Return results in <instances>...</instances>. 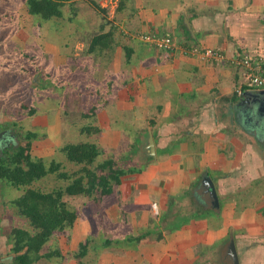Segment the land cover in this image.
Listing matches in <instances>:
<instances>
[{
  "label": "crops",
  "instance_id": "0c3cea01",
  "mask_svg": "<svg viewBox=\"0 0 264 264\" xmlns=\"http://www.w3.org/2000/svg\"><path fill=\"white\" fill-rule=\"evenodd\" d=\"M60 9L89 18L85 35L62 48L69 65L89 56L105 71L97 85L113 148L137 139L134 155L151 157L77 218L71 250L98 224L109 237H143L104 249L95 264H264V101H252L242 69L158 51L136 36L260 58L264 77V0H68ZM53 18L40 19L42 32ZM98 35L100 48L74 54Z\"/></svg>",
  "mask_w": 264,
  "mask_h": 264
},
{
  "label": "rangeland",
  "instance_id": "374dc122",
  "mask_svg": "<svg viewBox=\"0 0 264 264\" xmlns=\"http://www.w3.org/2000/svg\"><path fill=\"white\" fill-rule=\"evenodd\" d=\"M69 9L63 11L62 17L53 18L50 23L45 24L47 28L42 32L41 30L44 29L40 26L44 23L41 25L39 18L27 12L26 0H0V134L6 131L7 136L11 137L10 141L13 142L14 136H17L18 142L24 145L26 132H34L35 137L31 139V154L48 160L56 155L57 148L66 143L94 141L106 148V151L114 149L116 143L114 137L105 134V128L111 126L109 124L111 118H108L111 110L108 107H101L102 100L99 99L100 85L97 84L105 71L99 67L100 63L94 64V60L91 61L89 56L81 59L84 54L79 62H73L74 66L69 65L72 61L67 60V57L71 52L68 50L67 53L62 48L64 40L68 41L67 48H70L74 38H77V35L82 38L87 31V28L82 26L84 20L89 19L86 12L80 15L79 12H74L78 16L76 18ZM56 40L61 42L57 43ZM70 43L72 44L69 45ZM54 47L58 52L56 49L50 50ZM88 47L82 43L74 54L87 52ZM91 55L94 56L95 52ZM242 75V81L245 83V75ZM93 107L95 110L91 112ZM29 109H33V114L29 115ZM84 126L98 128L99 132L84 133L81 131ZM117 127L124 128L120 123ZM127 142L126 138L121 139L118 144L119 152L123 153V156L130 155L129 164L139 163L141 158L137 154L127 152L129 150V142ZM57 156L60 158V155ZM207 179L209 180L208 174H204L202 180ZM49 184L50 182L47 183ZM18 193L13 188L0 183V247L5 245L13 227L25 226V222L17 217L15 210L8 205L10 199ZM71 203L79 216L83 215V217H85L84 212L87 213L89 210L88 207L93 208V204L86 203L83 197L73 198ZM94 205L100 207L98 203ZM92 225L97 230V226ZM101 232L104 237H109L111 233L109 229ZM80 238L82 237L78 239ZM85 238L83 237L79 242H84ZM121 241L125 245L126 241L123 239ZM94 244L96 251L101 250L100 237L94 241ZM48 247L60 248L65 258L76 249L75 247L71 250L65 236L51 239L46 250ZM0 259L4 264L10 262H5L9 258L4 255ZM70 260L59 258L53 260V263H77L74 259Z\"/></svg>",
  "mask_w": 264,
  "mask_h": 264
},
{
  "label": "trees",
  "instance_id": "16d2710c",
  "mask_svg": "<svg viewBox=\"0 0 264 264\" xmlns=\"http://www.w3.org/2000/svg\"><path fill=\"white\" fill-rule=\"evenodd\" d=\"M64 1L68 0H26V8L30 15L47 21L52 17H62L60 6ZM102 39V35L93 37L89 52L100 48ZM94 110L91 108V112ZM33 112L29 109V115ZM81 131L98 133L99 129L84 126ZM6 134L5 131L4 136ZM34 137V132H26L24 145L18 142L17 136H14V142L0 141V183L19 192L8 205L25 222L24 227L12 228L0 249V258L6 256L10 259L9 264H54L53 260L59 258L74 259L76 264H95L104 249L122 244V239L136 247L143 236L128 234L121 240V237H104L96 223L97 231L94 229L95 232L88 234L84 242H79L68 257L65 258L58 247L46 250L51 239L65 236L69 243L72 227L79 217L71 203L73 198L83 197L93 206L101 204L103 198L113 194V186L120 183L122 176L140 173L151 157L144 155L139 165H131L128 162L130 155L123 156L119 152L120 147L108 150V153L94 141H81L57 148L59 154L55 152L56 155L48 160L32 156L31 139ZM137 145L138 140H132L127 152L134 155ZM98 237L102 247L96 251L94 241ZM91 255L90 260H84ZM0 264H4L1 259Z\"/></svg>",
  "mask_w": 264,
  "mask_h": 264
},
{
  "label": "built area",
  "instance_id": "2783aa9c",
  "mask_svg": "<svg viewBox=\"0 0 264 264\" xmlns=\"http://www.w3.org/2000/svg\"><path fill=\"white\" fill-rule=\"evenodd\" d=\"M137 38L150 46L166 52L181 50L185 55L201 61L228 62L232 66L242 69L246 82L244 85L248 90H258L264 88V77L262 61L260 58H251L247 55L236 54L231 59L227 58L222 50L200 47H180L169 37H160L157 34H139Z\"/></svg>",
  "mask_w": 264,
  "mask_h": 264
},
{
  "label": "water",
  "instance_id": "95a60500",
  "mask_svg": "<svg viewBox=\"0 0 264 264\" xmlns=\"http://www.w3.org/2000/svg\"><path fill=\"white\" fill-rule=\"evenodd\" d=\"M249 94H250V97H251V99H252V101H254L255 102V104H260L261 105V103L264 101V90H260V91H249ZM4 133L5 132H2L1 134L2 135H4ZM0 134V137H2V135ZM145 147H146V149L149 151V152H152V150H153V140H152V136H151V134L149 133L148 134V139H147V141H146V145H145ZM150 155H153V154H150ZM206 181V180H205ZM209 180L207 179V182H208ZM208 183H210V181L208 182ZM211 184V183H210ZM210 187H209V190H210V194L212 195V197L214 198V196H215V194H214V191H213V189H212V186L211 185H209ZM235 254H234V252H233V256H234ZM234 259H235V257H234ZM10 260L9 259H7V261H5V262H9ZM235 263H236V261H235Z\"/></svg>",
  "mask_w": 264,
  "mask_h": 264
},
{
  "label": "flooded vegetation",
  "instance_id": "af4514ba",
  "mask_svg": "<svg viewBox=\"0 0 264 264\" xmlns=\"http://www.w3.org/2000/svg\"><path fill=\"white\" fill-rule=\"evenodd\" d=\"M5 136H7V134H6ZM5 136H4V137H1V138H0V141H1V142H2V141H6V142L8 141V142H10V140L5 139V138H7V137H5ZM4 139H5V140H4Z\"/></svg>",
  "mask_w": 264,
  "mask_h": 264
},
{
  "label": "clouds",
  "instance_id": "9594fccd",
  "mask_svg": "<svg viewBox=\"0 0 264 264\" xmlns=\"http://www.w3.org/2000/svg\"><path fill=\"white\" fill-rule=\"evenodd\" d=\"M263 89V88H262ZM261 89H258V90H251V91H260Z\"/></svg>",
  "mask_w": 264,
  "mask_h": 264
}]
</instances>
